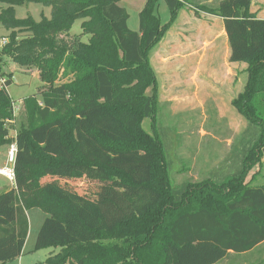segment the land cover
I'll return each instance as SVG.
<instances>
[{
    "label": "trees",
    "instance_id": "trees-1",
    "mask_svg": "<svg viewBox=\"0 0 264 264\" xmlns=\"http://www.w3.org/2000/svg\"><path fill=\"white\" fill-rule=\"evenodd\" d=\"M120 1L0 0V24L11 31L2 55L37 69L43 84L23 100L26 120L14 137L12 102L0 91V147H16L14 187L0 193V264L21 256L25 212L34 208L46 215L34 250L59 248L44 264H170L168 247L185 256L177 264H213L226 251L242 254L264 242V184L246 182L263 158L264 19L250 11L252 0L198 7L222 20L229 62L247 65L232 106L257 137L231 174L172 187L164 145L151 127L157 82L149 55L190 4L163 0L169 19L161 25L160 0H146L131 31ZM30 3L48 7L50 17L16 19L15 7ZM79 20L89 39L66 40ZM51 177L101 185L88 199L42 183Z\"/></svg>",
    "mask_w": 264,
    "mask_h": 264
},
{
    "label": "rangeland",
    "instance_id": "rangeland-1",
    "mask_svg": "<svg viewBox=\"0 0 264 264\" xmlns=\"http://www.w3.org/2000/svg\"><path fill=\"white\" fill-rule=\"evenodd\" d=\"M184 14L170 28L156 47L150 52L149 61L157 82V105L151 127L164 145V163L172 187L182 182H199L208 177H223L234 172L237 166L236 157L243 149L249 148L257 137L245 118L232 106L244 90L247 82L245 67L233 66L227 62L224 32L221 20L200 11L199 6L216 7L223 0H186ZM146 0H121L119 6L129 15L128 29L137 31L138 16ZM3 5L0 3V8ZM198 8L196 13V9ZM15 18L32 19L38 23L42 18L50 17V9L40 4H22L15 7ZM250 11L257 18L264 19V0H252ZM161 25L169 19V11L163 0L156 9ZM190 20H187L188 17ZM197 17L194 19L192 17ZM186 15V16H185ZM176 20V22H177ZM81 21H76L66 40L79 37L87 42L88 36H82ZM172 29V30H171ZM11 34L0 24V43H9ZM24 33L16 35L20 40ZM6 46V45H5ZM5 46L0 45V74L11 79L7 93L13 103L14 119L10 124V137L21 124H25L23 100L36 95L43 85L39 80L38 70L34 67L16 62L2 55ZM60 79L58 84L64 83ZM150 120L143 122V128L152 135ZM10 147H1L0 168L11 167L7 164ZM48 177V176H47ZM253 180L251 181V179ZM54 184L88 199H95L101 182L88 179H69L51 177ZM79 181H85L79 186ZM250 186L264 184V158L254 167L246 182ZM0 183L6 188L11 184L0 176ZM4 192L1 191L0 193ZM28 222V234L21 256L5 264H44L46 259L59 252V248L34 250L39 228L46 215L39 209L25 212ZM164 246L169 244L164 242ZM169 248L170 264H177L185 256ZM167 248V249H168Z\"/></svg>",
    "mask_w": 264,
    "mask_h": 264
},
{
    "label": "crops",
    "instance_id": "crops-1",
    "mask_svg": "<svg viewBox=\"0 0 264 264\" xmlns=\"http://www.w3.org/2000/svg\"><path fill=\"white\" fill-rule=\"evenodd\" d=\"M183 11L180 10L179 12V17H181L182 14H184ZM186 14V13H185ZM187 15V14H186ZM185 15V16H186ZM190 15H192L193 17V14L190 13ZM188 17V15H187ZM194 19H198L197 17H193ZM219 20H221L220 18H218ZM187 20H190L189 17ZM185 21H178L175 22L176 25L179 24V23H184ZM222 22V20H221ZM172 30V29H171ZM224 32V30H223ZM169 33V31L166 33V35ZM165 35V37H166ZM224 42H225V49H226V59H227V62L230 64V65H233V66H237V65H242L243 63H230L229 62V55H230V50H229V45H228V40L225 36V33H224ZM246 66V64H243ZM245 71H246V67H245ZM245 75L246 72H245ZM1 148V147H0ZM5 148V147H3ZM4 152V151H1L0 154ZM2 177V176H1ZM44 180H48L47 178L44 179ZM51 180V179H50ZM14 186L13 185H10L9 187H5L4 185H1L0 183V192L1 191H7V190H10L12 189ZM213 264H264V242L259 244L258 246H256L254 249H252L251 251H248L246 253H242V254H235L233 253L232 251H226L223 255V257L218 260L217 262L213 263Z\"/></svg>",
    "mask_w": 264,
    "mask_h": 264
},
{
    "label": "built area",
    "instance_id": "built-area-1",
    "mask_svg": "<svg viewBox=\"0 0 264 264\" xmlns=\"http://www.w3.org/2000/svg\"><path fill=\"white\" fill-rule=\"evenodd\" d=\"M0 45L5 46L6 41L2 40ZM7 81L8 79H6L0 74V91L7 92V89H8ZM12 109H13V116H14L13 103H12ZM9 147L10 149H9L8 156H7V164L11 165V167L0 168V176L4 177L11 185L14 186L15 175H14V170H13V164H14V156L16 152V147H15V144L10 145Z\"/></svg>",
    "mask_w": 264,
    "mask_h": 264
},
{
    "label": "water",
    "instance_id": "water-1",
    "mask_svg": "<svg viewBox=\"0 0 264 264\" xmlns=\"http://www.w3.org/2000/svg\"><path fill=\"white\" fill-rule=\"evenodd\" d=\"M262 154H263V158H264V148L262 149Z\"/></svg>",
    "mask_w": 264,
    "mask_h": 264
}]
</instances>
